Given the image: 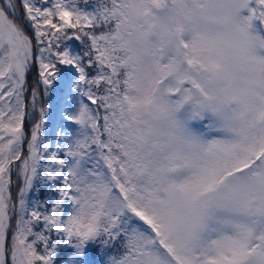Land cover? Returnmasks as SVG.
<instances>
[{
	"label": "snow or ice",
	"instance_id": "6c2138e0",
	"mask_svg": "<svg viewBox=\"0 0 264 264\" xmlns=\"http://www.w3.org/2000/svg\"><path fill=\"white\" fill-rule=\"evenodd\" d=\"M0 264H264V0H0Z\"/></svg>",
	"mask_w": 264,
	"mask_h": 264
}]
</instances>
